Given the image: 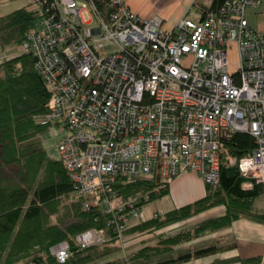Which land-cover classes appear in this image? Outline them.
<instances>
[{
	"label": "built area",
	"instance_id": "2783aa9c",
	"mask_svg": "<svg viewBox=\"0 0 264 264\" xmlns=\"http://www.w3.org/2000/svg\"><path fill=\"white\" fill-rule=\"evenodd\" d=\"M33 1L39 16L19 47L48 89L40 123L66 130L57 147L74 194L102 206L120 239L140 214L134 198L116 201L118 179L157 177L161 188L192 170L215 186L221 166L236 165L243 188L264 185V32L245 17L260 0H224L171 28L126 0ZM236 132L255 141L240 157L226 145ZM74 240L85 248L107 237L89 228ZM50 251L64 262L70 245Z\"/></svg>",
	"mask_w": 264,
	"mask_h": 264
},
{
	"label": "trees",
	"instance_id": "16d2710c",
	"mask_svg": "<svg viewBox=\"0 0 264 264\" xmlns=\"http://www.w3.org/2000/svg\"><path fill=\"white\" fill-rule=\"evenodd\" d=\"M224 0H212L207 10L216 9ZM38 8L31 3L0 16V40L21 38L38 18ZM48 89L35 68L30 53L21 52L0 61V264H176L230 249L234 243L210 244L195 250L152 261L153 256L171 250L188 232L161 240L163 246H145L128 254V258L110 259L111 250L120 248L124 236L156 230L191 215L222 205L223 212L195 227L194 233L226 227L237 218L264 221V211L255 209L256 198L264 194V185L254 183L243 188L245 178L236 165H222L219 183L206 184V194L199 199L173 208L156 217L124 225L122 239L109 223L104 208L93 204L91 197L74 194V184L64 162L49 157L41 144V133L47 128L40 123L46 112ZM228 151L240 157L251 151L254 138L236 132L226 143ZM169 182L158 188L157 177L143 176L129 181L118 179L115 198L127 206L134 198V207L168 193ZM88 204L89 206H86ZM129 209L128 207L123 208ZM89 228H101L107 241L80 248L75 236ZM188 236V237H187ZM66 240L70 254L64 262L48 256L49 248ZM46 255L45 261L41 257ZM260 256L215 257L204 264H259ZM36 261V262H34Z\"/></svg>",
	"mask_w": 264,
	"mask_h": 264
},
{
	"label": "rangeland",
	"instance_id": "374dc122",
	"mask_svg": "<svg viewBox=\"0 0 264 264\" xmlns=\"http://www.w3.org/2000/svg\"><path fill=\"white\" fill-rule=\"evenodd\" d=\"M13 1H17V0H13ZM28 3H31L32 8L34 9L38 8V4L34 2L33 0H29ZM262 3L264 4V0H262ZM14 7L15 6H13L12 8ZM12 8L6 11L11 10ZM38 14H39V10H38ZM83 16L85 20L90 18L87 12H83ZM190 17H192L195 20H198V17L195 13L194 15L191 14ZM20 39L21 38L14 39L8 42H3L0 40V56L1 57H3V55L7 56V57L4 56L2 59L0 58V61H3L7 58H10L14 55L21 53V50L19 47L21 43ZM230 60H231V63L235 65V55L233 52H230ZM44 125H46L47 128L41 133L42 147L44 148L46 154L49 157L53 159H59L60 155L58 152L57 145L61 137L66 133V130L62 129L60 126L57 127V130H55L53 123L50 124L49 126L47 124H44ZM202 181H203V178L197 172L192 171V170L184 174L177 175V176L170 178L169 179L170 191L160 198H157L153 201H149V202L142 204L141 207L139 208L140 217L134 216L131 214L128 215L129 224L136 223L140 220L153 216L154 211L158 212L156 216L158 214H163L166 211L176 207L177 203H181L183 199L193 200L194 198L203 195L204 193L203 186L202 188L199 187L201 186ZM254 206L256 210L264 211V194L256 198L254 202ZM221 209L223 210L224 207L222 205H217L206 211L191 215L189 217H186L185 219H182L177 222L166 225L165 227L161 229L139 231V232L131 233L128 236H124L122 241L120 242L121 247L112 249L110 251L112 255L109 258L110 259L118 258V257L126 258L129 253L136 251L145 246H155L157 244L159 246H163V243H161V240L163 238H166L168 236L178 234V233H184V232H188V236L190 235L188 239L182 240L180 243L176 244L174 248L171 250H167L164 253H161L157 256H153L152 261L154 262L157 260H162L170 256L181 254L187 251L192 252L193 250L197 249L196 247L200 248V247H204V246L214 244V243L215 244H224V243L228 244L229 242L226 240H228L231 237L230 233L232 232L230 225L216 229V230H211V231L204 230L198 234L194 233L196 226H198L203 221L211 217H215L219 215L220 213H222ZM208 211L210 214L213 213L212 216H208L204 219L201 218L198 221L192 222L193 221L192 218L197 217L200 214L204 212H208ZM221 237L223 238L221 239ZM210 238H212L211 240H214V241L211 242ZM207 239L209 240L206 241ZM199 243H202V244H199ZM198 245H201V246H198ZM50 248H49L47 255L52 258H55L54 255L51 253ZM227 252L229 251L228 250L219 251L216 254H210L207 256L199 257V258H192L188 261L176 263V264H204L206 262L213 260L215 257L226 256ZM46 257H47L46 255H43L41 257V261L42 260L45 261ZM18 264H26V262L25 260H23L21 262H18ZM29 264H32V263H29ZM86 264H95V263L89 262ZM259 264H264V258L263 259L261 258Z\"/></svg>",
	"mask_w": 264,
	"mask_h": 264
},
{
	"label": "crops",
	"instance_id": "0c3cea01",
	"mask_svg": "<svg viewBox=\"0 0 264 264\" xmlns=\"http://www.w3.org/2000/svg\"><path fill=\"white\" fill-rule=\"evenodd\" d=\"M28 2L29 0H0V16L25 6ZM126 3L133 12L141 17H150L152 15L160 16L163 19V26L165 28H171L183 16L190 17L191 14L194 15L195 13L197 17L200 18L203 14L202 11L210 7L212 0H126ZM13 6L15 7L12 8ZM10 8L12 9L6 11ZM245 17L251 27L264 32V4L262 3V0H260V4L257 7L247 8L245 11ZM4 56L7 57L6 55H3V57ZM3 57L0 56L1 59ZM202 186L204 190L203 195L196 197L193 200L183 199V201L177 203L174 208L191 203L204 196L207 189L204 180L199 187L202 188ZM168 190L170 191V184L168 185ZM209 211L192 218V222L212 216L213 213L210 214ZM221 211L223 212L222 209ZM230 227L232 229V232L230 233L231 237L226 241L234 243V246L227 249L229 252L223 257L239 256L244 258L260 256L262 259L264 258V221L240 217L232 221ZM222 238L223 237H221V239ZM211 239L212 238H210V240ZM208 240L209 239L206 241ZM212 241L214 240H211V242Z\"/></svg>",
	"mask_w": 264,
	"mask_h": 264
}]
</instances>
